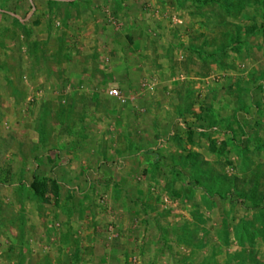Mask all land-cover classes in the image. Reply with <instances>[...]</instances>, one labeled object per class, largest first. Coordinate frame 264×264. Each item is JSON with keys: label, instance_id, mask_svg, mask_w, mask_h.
Wrapping results in <instances>:
<instances>
[{"label": "rangeland", "instance_id": "obj_1", "mask_svg": "<svg viewBox=\"0 0 264 264\" xmlns=\"http://www.w3.org/2000/svg\"><path fill=\"white\" fill-rule=\"evenodd\" d=\"M143 1L0 0V264H264V0Z\"/></svg>", "mask_w": 264, "mask_h": 264}, {"label": "crops", "instance_id": "obj_2", "mask_svg": "<svg viewBox=\"0 0 264 264\" xmlns=\"http://www.w3.org/2000/svg\"><path fill=\"white\" fill-rule=\"evenodd\" d=\"M55 2L60 4L61 8L64 9V13L61 15V18L64 19L65 24L61 29H58L55 26L54 34H61L63 36L66 35V40H69V42L76 39L78 43L75 50L85 53L87 47H83L84 45H88L89 43L91 44L92 41L101 39V35L97 34L95 28L96 24H101L102 26V24L106 21L101 8L107 6L112 7L113 4L115 6L119 3V0H45L46 5L51 6L50 8L55 6ZM160 2L161 0L143 1L144 4H149L154 7L160 6ZM74 34L76 36H74ZM92 47L93 48H87L91 53L104 50V48L97 47L95 44H92ZM68 51L70 52V50ZM104 51L106 52V49Z\"/></svg>", "mask_w": 264, "mask_h": 264}, {"label": "built area", "instance_id": "obj_3", "mask_svg": "<svg viewBox=\"0 0 264 264\" xmlns=\"http://www.w3.org/2000/svg\"><path fill=\"white\" fill-rule=\"evenodd\" d=\"M109 95L113 98L121 100L122 103H126L127 100L122 92L118 88H113L109 91Z\"/></svg>", "mask_w": 264, "mask_h": 264}, {"label": "trees", "instance_id": "obj_4", "mask_svg": "<svg viewBox=\"0 0 264 264\" xmlns=\"http://www.w3.org/2000/svg\"><path fill=\"white\" fill-rule=\"evenodd\" d=\"M33 189H35L37 193L39 192V187H38V184L36 183V180L35 182H33Z\"/></svg>", "mask_w": 264, "mask_h": 264}]
</instances>
